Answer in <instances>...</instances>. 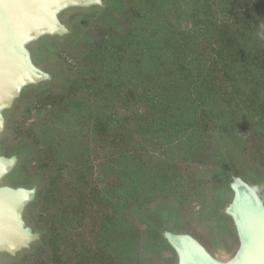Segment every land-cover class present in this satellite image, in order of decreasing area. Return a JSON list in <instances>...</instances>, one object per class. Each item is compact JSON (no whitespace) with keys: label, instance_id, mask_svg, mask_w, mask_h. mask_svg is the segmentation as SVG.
I'll return each instance as SVG.
<instances>
[{"label":"rangeland","instance_id":"374dc122","mask_svg":"<svg viewBox=\"0 0 264 264\" xmlns=\"http://www.w3.org/2000/svg\"><path fill=\"white\" fill-rule=\"evenodd\" d=\"M194 2L117 0L112 19L100 11L73 12L66 22L76 35L36 49L56 84L26 92L9 114L0 152L25 154L7 180L13 185L46 170L49 191L29 208L28 219L52 235L36 254L3 264H172L171 254L147 250L143 225L142 213L164 208L172 224L196 233L219 255L231 250L221 214L229 199L223 186L229 160L264 196V75L256 85L264 74V0H203L197 10ZM194 31L199 47L190 56L185 37ZM157 62H195L192 81L207 100L186 115L189 123L199 113L196 152L188 145L156 146L167 140L161 133L135 129L136 113L149 107L139 101L158 92ZM130 128L136 134L129 138ZM127 140L144 149L128 157L145 179L136 200L127 199L121 178L127 162L118 154ZM167 154L176 165L166 162ZM109 214L115 228L107 230ZM125 220L141 234L132 259L121 250Z\"/></svg>","mask_w":264,"mask_h":264},{"label":"water","instance_id":"95a60500","mask_svg":"<svg viewBox=\"0 0 264 264\" xmlns=\"http://www.w3.org/2000/svg\"><path fill=\"white\" fill-rule=\"evenodd\" d=\"M111 6V0H0V140L7 132L9 114L26 92L56 84L55 75L38 61L36 49L76 35L66 22L68 14H108ZM23 157L21 151L0 152V264L36 254L44 245V233L28 219L44 184L37 178L17 185L7 181ZM226 167L223 186L229 199L221 214L230 226L231 250L219 255L196 233L166 219L158 234L172 264H264V196L230 160Z\"/></svg>","mask_w":264,"mask_h":264},{"label":"trees","instance_id":"16d2710c","mask_svg":"<svg viewBox=\"0 0 264 264\" xmlns=\"http://www.w3.org/2000/svg\"><path fill=\"white\" fill-rule=\"evenodd\" d=\"M203 0H195V9L197 10L199 7H204L206 3H202ZM112 5L114 7V11H116L117 8V0H111ZM195 10V11H196ZM114 11H111L108 14H105L108 19H112V13ZM198 14L194 13V17H198ZM212 20L214 22H212ZM217 18L211 19L210 26L213 28H216L217 25ZM195 26V25H194ZM196 31L191 33L189 36H186L185 39L187 40L186 46L188 48L192 49L190 56L193 55L194 50L197 49L198 43L195 42L194 39H198ZM236 41V40H235ZM235 41L233 42V47L235 46ZM161 47H163L165 50L169 51V53L172 54V51L168 48V46L163 43H158ZM176 45H177V39H176ZM176 52V47L175 50ZM178 51V50H177ZM161 58L162 56L159 55ZM160 63V65H156V69L152 75L154 77L158 76L156 84L157 90L155 94L151 96L144 97L145 100H140L139 104L142 103L147 106L146 112H143L139 115V112L136 113L134 117L135 121V129L137 131H142L145 135H154L156 132H159L163 135L162 140L159 141L156 146L162 145V142H166L167 144H177L182 146H189L193 149L194 152L198 151L201 147H195L198 145L197 141V132L199 131V128H202L199 124V113L197 116H195L193 122H189L186 119V115L189 112L190 109H194L196 112V109L200 107L199 105L201 103L207 104V100H205V97H202V93L197 87L198 85L194 84L192 81V78L194 77V74L197 70H194L195 62H181L178 64V62H157V64ZM161 63L163 65H161ZM230 71L232 69H229ZM142 79L143 81H148L149 78L146 76L149 75L148 72H142ZM182 75V77H180ZM260 77L257 79V84L259 85V81L263 77L262 74H258ZM153 77V78H154ZM152 78V79H153ZM171 79L172 82L170 84H166V81L168 79ZM180 78V80H179ZM196 87V88H193ZM146 89V88H145ZM147 91V90H145ZM192 121V120H191ZM187 127V128H186ZM98 128V125L96 126ZM190 131V133H189ZM129 138L130 134H136L133 129L130 128L129 130ZM128 138V139H129ZM127 140L123 145V150L119 155L120 160L126 161L127 163L124 164V169L121 175V178L124 179V185L126 186L125 193L129 200H136L138 199V196L141 192V188L143 186V183H145V179L142 176L143 170H141L140 167H134L129 165L130 163L128 160L129 156L139 155L144 149L142 147H139L135 144H129ZM132 147V148H131ZM22 155L25 156V154L22 152ZM166 158V162H168L169 165H176L174 163V160L171 158H168V154L163 156ZM46 170H42L35 174L34 178H37L40 180L42 184H44V187L42 188V193L40 197V203L43 199V195H45V190L49 191V185L50 181L47 184V178L44 176V172ZM55 186V184H54ZM163 186V184L161 185ZM59 187V184L57 185ZM56 187V188H57ZM165 189L166 187H162ZM124 190V188H123ZM161 192H164L162 190ZM48 193V192H47ZM165 193V192H164ZM111 214H113L111 212ZM143 225H146V236L147 238V250L150 252L152 251H161L164 253L166 251V247L164 246V242L161 240L159 234H158V227L162 224V222L166 219L172 218V213L169 212L167 209H162L156 213L151 214H143ZM108 217L104 220V229H113L115 226H113L112 219ZM124 225L122 224L121 227V234L123 235V239L121 242V250L124 253H127V255L132 259L138 254V243L141 239L140 232H137V230L134 228V226L127 220L124 221ZM37 226L42 230L44 233V244L48 245V238L50 235H52V231L50 227L41 226L38 223H36ZM124 228V229H123ZM118 233V232H117ZM117 244V243H116ZM41 246L37 248V250H41Z\"/></svg>","mask_w":264,"mask_h":264}]
</instances>
